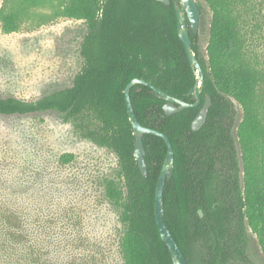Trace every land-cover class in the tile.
Returning <instances> with one entry per match:
<instances>
[{"label": "trees", "instance_id": "16d2710c", "mask_svg": "<svg viewBox=\"0 0 264 264\" xmlns=\"http://www.w3.org/2000/svg\"><path fill=\"white\" fill-rule=\"evenodd\" d=\"M174 1L56 0L55 11L39 14L40 21L63 16L86 24L79 45L81 68L72 84L34 100L0 96V115L56 111L80 136L115 155L116 178L106 181L105 195L120 206L121 264H173L154 216L166 144L157 135H143V176L133 154L124 88L139 78L192 102L188 91L196 72L177 35ZM202 1L211 12L206 58L197 46V33L189 30L204 73L200 104L166 115L165 100L139 83L130 87V101L138 122L164 133L172 144L173 172L162 189L163 220L188 264L194 245L202 252L199 264L246 262L247 229L264 254V60L251 51L258 36L255 4L260 3ZM36 2L3 0L1 30L17 31ZM206 95L211 99L207 118L193 131L191 122ZM235 103L242 117L234 138ZM71 156L64 153L62 158L69 161ZM56 190L51 181L32 180L24 187L0 180V264H91L105 255V247L99 246L91 259L81 233L73 244Z\"/></svg>", "mask_w": 264, "mask_h": 264}, {"label": "rangeland", "instance_id": "374dc122", "mask_svg": "<svg viewBox=\"0 0 264 264\" xmlns=\"http://www.w3.org/2000/svg\"><path fill=\"white\" fill-rule=\"evenodd\" d=\"M198 1L202 9L197 46L206 58L211 12L202 0ZM256 2L260 3L255 4L258 36L251 51L264 60V0ZM55 9L56 0H37L28 7L30 17L17 31L4 33L0 23V96L34 100L72 84L81 68L79 45L86 24L63 16L39 20V14L51 15ZM241 117V108L235 103L234 138ZM236 150L239 157L237 142ZM64 153L72 155L69 161L62 158ZM116 169L117 160L111 151L80 136L56 111L0 115V180L24 187L32 180L55 183L54 196L68 219L67 230L74 238L73 244H77L80 233L86 236L82 246L86 251L92 250L91 259L99 246L105 247V255L91 260V264H121L120 206L105 195V183L116 178ZM247 236V261L230 259L225 264H264L255 235L247 229ZM201 255L200 247L194 245L189 253L190 263L199 264Z\"/></svg>", "mask_w": 264, "mask_h": 264}, {"label": "water", "instance_id": "95a60500", "mask_svg": "<svg viewBox=\"0 0 264 264\" xmlns=\"http://www.w3.org/2000/svg\"><path fill=\"white\" fill-rule=\"evenodd\" d=\"M157 1L165 5L170 4V0ZM173 6L176 16L177 35L183 43L190 66L196 72L194 84L188 91V94L191 95L192 102L177 99L160 90L150 82L144 81L139 78H134L129 81V83L124 88V96L134 134L133 154L143 176L147 175V166L144 160L145 150L142 142L143 135L147 133L157 135L165 141L167 150L155 187L154 216L160 237L168 247L173 264H188L184 253L178 246L177 242L174 240L173 236L171 235L169 229L167 228L163 220L164 210L162 202V189L165 180L169 179L173 172L172 144L169 138L164 133L151 127L141 125L138 122L130 101V87L136 83H139L148 86L152 92L157 93L160 97L165 100V103L162 105V108L166 115L177 113L187 107H196L201 102L200 93L203 85L204 73L201 69L200 63L195 55V52L192 50V41L189 35V30H191L193 33L197 32L200 9L196 0H176L173 2ZM210 105L211 99L209 95H206L201 107L199 108L197 114L191 122V129L193 131H197L204 124L207 118V113ZM198 213L200 216H202V212L200 209H198Z\"/></svg>", "mask_w": 264, "mask_h": 264}]
</instances>
